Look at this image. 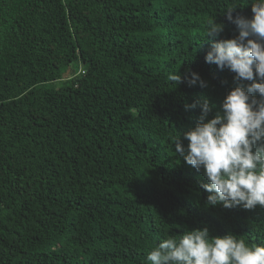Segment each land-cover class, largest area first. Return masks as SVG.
I'll use <instances>...</instances> for the list:
<instances>
[{
  "label": "trees",
  "instance_id": "trees-1",
  "mask_svg": "<svg viewBox=\"0 0 264 264\" xmlns=\"http://www.w3.org/2000/svg\"><path fill=\"white\" fill-rule=\"evenodd\" d=\"M247 2L0 0V264H149L159 238L205 226L264 244V207H206L171 139L201 114L186 104L206 97L211 119L251 83L207 63L204 41L215 17L216 41L237 36L223 12L251 18ZM178 71L204 86L175 87Z\"/></svg>",
  "mask_w": 264,
  "mask_h": 264
},
{
  "label": "clouds",
  "instance_id": "clouds-1",
  "mask_svg": "<svg viewBox=\"0 0 264 264\" xmlns=\"http://www.w3.org/2000/svg\"><path fill=\"white\" fill-rule=\"evenodd\" d=\"M249 3L251 18H234L233 12L242 7L236 3L223 12L236 25L237 36L216 41L225 26L215 17L204 23V41H212L207 63L251 83L232 89L211 119L209 113L216 106L206 97L186 104V110L199 107L201 114L195 126L176 130L171 138L175 155L202 171L207 182L200 186L209 193L206 207H264V0ZM168 80L175 87L185 81L189 86L198 81L204 86L194 72L190 77L170 73ZM181 137L188 141L186 147ZM146 259L149 264H264V244H249L231 232L212 235L205 226L159 238Z\"/></svg>",
  "mask_w": 264,
  "mask_h": 264
},
{
  "label": "rangeland",
  "instance_id": "rangeland-1",
  "mask_svg": "<svg viewBox=\"0 0 264 264\" xmlns=\"http://www.w3.org/2000/svg\"><path fill=\"white\" fill-rule=\"evenodd\" d=\"M83 65L81 62H74L70 66L63 69V78L62 80H58L56 82L50 83L48 86L52 87H61L65 84V82L71 78L74 74L80 73L83 69Z\"/></svg>",
  "mask_w": 264,
  "mask_h": 264
}]
</instances>
